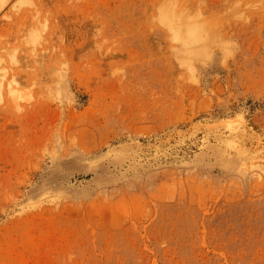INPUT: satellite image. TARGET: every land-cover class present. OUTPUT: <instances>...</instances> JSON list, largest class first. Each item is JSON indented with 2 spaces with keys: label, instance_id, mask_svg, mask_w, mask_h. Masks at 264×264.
Here are the masks:
<instances>
[{
  "label": "rangeland",
  "instance_id": "1",
  "mask_svg": "<svg viewBox=\"0 0 264 264\" xmlns=\"http://www.w3.org/2000/svg\"><path fill=\"white\" fill-rule=\"evenodd\" d=\"M166 4L225 47L182 65ZM3 9L0 264H264V0Z\"/></svg>",
  "mask_w": 264,
  "mask_h": 264
},
{
  "label": "bare ground",
  "instance_id": "2",
  "mask_svg": "<svg viewBox=\"0 0 264 264\" xmlns=\"http://www.w3.org/2000/svg\"><path fill=\"white\" fill-rule=\"evenodd\" d=\"M10 2L11 0H0V10ZM159 11V21L172 31L173 38L180 43L181 49L176 54L182 65L192 67L194 60L208 57L210 44L217 43L216 45L225 47V41L216 35L214 27L205 18L190 17L185 8L175 4L163 5ZM2 86L3 80L0 79V88Z\"/></svg>",
  "mask_w": 264,
  "mask_h": 264
}]
</instances>
